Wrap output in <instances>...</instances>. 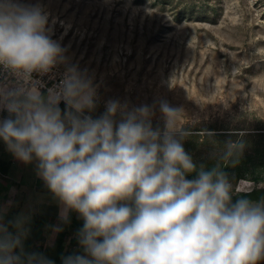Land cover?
I'll list each match as a JSON object with an SVG mask.
<instances>
[{
    "label": "clouds",
    "instance_id": "obj_1",
    "mask_svg": "<svg viewBox=\"0 0 264 264\" xmlns=\"http://www.w3.org/2000/svg\"><path fill=\"white\" fill-rule=\"evenodd\" d=\"M45 22L36 6L11 0V7L0 8V66L25 83L53 67L61 53ZM94 109L90 83L75 74L47 96L31 87L0 102V112L8 113L0 119V139L16 159L35 158L51 192L83 219L78 239L84 255L64 257L63 264L264 259V203H233L227 174L216 167L186 178L196 166L175 135L179 108L161 102L163 130L153 128L147 106L120 110L109 102L100 117L85 114ZM0 264L53 262L26 253L20 235L0 224Z\"/></svg>",
    "mask_w": 264,
    "mask_h": 264
},
{
    "label": "rangeland",
    "instance_id": "obj_2",
    "mask_svg": "<svg viewBox=\"0 0 264 264\" xmlns=\"http://www.w3.org/2000/svg\"><path fill=\"white\" fill-rule=\"evenodd\" d=\"M219 1L218 23L210 24L178 22L173 7L156 0H16L45 16V34L61 48L54 66L90 83L95 109L86 115L100 117L109 102L120 110L147 106L153 128L163 130L160 106L167 102L180 109L176 136L212 126L243 135L264 129V0ZM8 7L11 0H0ZM7 99L0 90V102ZM13 160L8 179L0 178V224L23 240L35 216L50 213L55 218L43 230L51 244L70 208L38 184L35 158ZM231 185L234 195L264 187L249 178Z\"/></svg>",
    "mask_w": 264,
    "mask_h": 264
},
{
    "label": "trees",
    "instance_id": "obj_3",
    "mask_svg": "<svg viewBox=\"0 0 264 264\" xmlns=\"http://www.w3.org/2000/svg\"><path fill=\"white\" fill-rule=\"evenodd\" d=\"M163 5H171L178 22L195 20L217 24L221 14L219 0H156ZM64 110L65 104L59 105ZM178 135V134H177ZM176 138L182 143L185 151L191 156L196 171L186 174L187 179H195L201 168L211 170L213 167L224 171L231 184H238L241 180L249 178L254 183H264V129L257 128L254 132L243 135L229 129L210 127L208 129H191ZM228 138V140H226ZM252 139L251 143L247 140ZM212 140L221 144L214 146ZM206 147L205 149H202ZM216 148L218 153L215 152ZM8 150L7 145L0 139V150ZM208 150V151H206ZM206 151V152H205ZM205 152V153H204ZM234 161V162H233ZM13 154L9 151L6 156L0 157V178L6 181L9 170L13 164ZM45 181L39 174L38 184L43 186ZM16 187L19 182H16ZM232 202L247 198L253 202H264V187L253 188L250 191L231 193ZM55 218L50 213L37 214L27 234L22 240L26 253H39L53 262L63 264V258L73 255H84L79 244L78 233L83 227V219L77 212L70 209L66 215V224L63 231L57 232L49 244L44 235L43 225ZM1 222V220H0ZM9 231L16 233L9 226Z\"/></svg>",
    "mask_w": 264,
    "mask_h": 264
},
{
    "label": "built area",
    "instance_id": "obj_4",
    "mask_svg": "<svg viewBox=\"0 0 264 264\" xmlns=\"http://www.w3.org/2000/svg\"><path fill=\"white\" fill-rule=\"evenodd\" d=\"M67 76L68 74L53 66L46 72L32 73V78L25 83L22 75L0 66V90L4 91L8 97L14 90L36 87L47 96L49 91H55ZM61 104L64 103L61 102Z\"/></svg>",
    "mask_w": 264,
    "mask_h": 264
},
{
    "label": "crops",
    "instance_id": "obj_5",
    "mask_svg": "<svg viewBox=\"0 0 264 264\" xmlns=\"http://www.w3.org/2000/svg\"><path fill=\"white\" fill-rule=\"evenodd\" d=\"M42 202H43V204H44V200H43ZM44 205H47V206H48V205H50V204H48V203L46 204V203H45Z\"/></svg>",
    "mask_w": 264,
    "mask_h": 264
},
{
    "label": "bare ground",
    "instance_id": "obj_6",
    "mask_svg": "<svg viewBox=\"0 0 264 264\" xmlns=\"http://www.w3.org/2000/svg\"><path fill=\"white\" fill-rule=\"evenodd\" d=\"M242 183V182H241Z\"/></svg>",
    "mask_w": 264,
    "mask_h": 264
}]
</instances>
